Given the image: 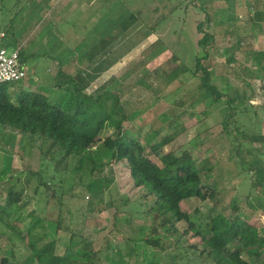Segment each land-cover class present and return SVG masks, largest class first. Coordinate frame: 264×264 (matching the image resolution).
<instances>
[{
	"label": "rangeland",
	"instance_id": "1",
	"mask_svg": "<svg viewBox=\"0 0 264 264\" xmlns=\"http://www.w3.org/2000/svg\"><path fill=\"white\" fill-rule=\"evenodd\" d=\"M46 1L36 0L35 4ZM123 1L136 14L137 20L127 31L119 27L112 32L97 48L94 62L71 58L61 66L66 77L59 78L60 65H55L57 78H52L47 76V68L54 66L56 60L43 57L40 65L43 80L27 77L16 84V88L40 89L68 108L81 99L76 93L78 84L86 87L84 94L87 95L97 94L102 88L112 91L121 98L129 116L124 123L127 135L149 149L163 146V154L174 152L176 156H182L192 152L202 169V186L209 192H216V200L192 198L182 203L184 210L193 214L199 209L205 216H216L239 206L252 214L250 224L255 227L244 239L248 242L264 239V187L258 186L264 178V89L258 91L253 80L241 81L245 76L243 63L258 56L253 44L240 41L245 25L239 24L235 0H179L178 7L177 0ZM27 3L28 0H0V33L9 30V24ZM76 4L79 10L74 8ZM108 7L107 0L50 1L39 10L36 30L27 37L28 41L43 31V25H52V20H56L58 29L61 22L62 31L58 32V29L56 36L63 37L67 47L53 54L59 57L88 37ZM193 7L197 15H194ZM178 10L185 14L181 16L184 21L178 23L179 28L177 14L173 15ZM207 15L202 31L209 33L213 41L203 64L212 74V85L224 96L218 102L213 96L205 97L201 75L194 73L196 58L203 56L198 46L203 34L199 33L197 25ZM3 41L0 38V43ZM58 57L56 62L60 63L67 54ZM25 69L29 70L30 66ZM236 127L241 136L237 135ZM113 134V129H107L100 137L105 139ZM34 145L30 147L26 137L19 136L10 148L0 136V149L11 150L14 154V168L20 178L16 188L26 190L24 199L26 196L29 205L24 210L25 217L31 212L41 215L43 211L50 218L62 220L64 230L57 237L59 255H63L68 247L71 233L80 232L86 245L101 252L103 260L109 248L124 251L128 264H206L207 261L192 250V246L201 245L200 238L184 223L179 225L183 237L175 244L179 250H174L171 237L164 240L166 251L136 243L152 224L160 223V217L156 212L140 217L138 212H146L152 202L144 199V188L134 186L124 163H95L87 169L83 186L98 179H108V189L102 193H90L68 178L64 189H57L52 202L44 198V189L35 195V173L43 169L44 162L38 139ZM98 147L100 144L88 155L93 158ZM153 160L160 164L158 157L153 156ZM48 171V183L58 182L59 177L52 181V170ZM6 189L4 182L0 186L3 200ZM46 204H52V207ZM20 228L26 237L27 225ZM12 239L19 242L18 257L12 264L27 259V240L21 239L18 231L0 225V263L10 249ZM259 246L257 243L246 258L254 261V253H263L264 243L260 250ZM180 254H187L186 259L191 263L180 260Z\"/></svg>",
	"mask_w": 264,
	"mask_h": 264
},
{
	"label": "trees",
	"instance_id": "2",
	"mask_svg": "<svg viewBox=\"0 0 264 264\" xmlns=\"http://www.w3.org/2000/svg\"><path fill=\"white\" fill-rule=\"evenodd\" d=\"M107 4L108 11L94 25L88 37L75 48H68L59 55L67 54L66 59L59 63V78L66 77L61 70L66 61L71 58L92 61L97 57V48L112 32L119 27L127 31L132 22L137 20L123 0H107ZM21 15L20 11L14 20ZM207 19L208 16L197 25L199 33L203 34L198 41L203 56L196 58L194 73L201 75L205 97L209 99L213 96V100L218 102L224 96L212 85V74L203 64L204 59L208 58V49L213 41L209 33L202 31ZM50 44L56 51L61 47L57 38L50 41ZM22 57L23 53L21 60ZM16 84H0V136L10 148L14 147L19 136L26 137L30 147L36 139L40 142L39 152L44 166L35 173V195H39L41 189H44V198L52 202L57 189H64L68 178L73 179L74 185L83 186L87 169L95 163H124L130 171L134 186L144 188V199L152 202L146 212H138L140 217L153 212L160 217V223L152 224L147 234L137 239V244L166 251L164 240L171 237L172 245L175 246L183 237L179 225L184 223L200 238L201 245L192 246V250L198 252L199 257L207 261L206 264H264V251L254 253V261L246 258L257 243H260L259 250L264 243L263 238H259L257 242L244 239L245 235L255 229L250 224L252 214H247L239 206L216 216H205L199 209L193 214L183 209L182 203L192 198H199L201 201L216 200V192H209L202 186V169L191 151L182 156H176L174 152L163 154V146L149 149L138 139L127 135L124 123L129 120V116L118 95L105 88L100 89L97 94L87 95L84 94L86 87L82 84L79 87L78 84L76 93L81 99L74 107L68 108L61 102L53 101L40 89H19ZM107 129H113L114 134L102 139L100 135ZM235 131L239 136L237 127ZM99 144L100 147L92 158L88 154ZM153 156L160 159V164L153 160ZM50 169L52 181L58 176V182L48 183ZM17 173L13 152L0 149V186L4 182L7 185L4 200L1 197L3 190L0 191V225L18 231L21 239L27 240L28 257L17 264H128L122 250L108 248L103 260L101 252L86 245L84 235L80 232L71 233L68 247L63 255H59L57 237L64 230L61 218H50L43 211L41 215L31 212L25 217L24 210L29 204L26 196L24 199L26 190L16 188V183L20 180ZM253 185L256 186V183ZM108 186V179L103 178L83 187L90 193H102ZM258 186L264 187V178ZM51 205L46 204L47 207H52ZM25 225L28 228L26 237L22 235L20 228ZM18 243L16 239L11 240V247L0 264H12V261L17 260ZM174 250L179 249L175 246ZM180 257V260L191 263V260L186 259L187 254H180Z\"/></svg>",
	"mask_w": 264,
	"mask_h": 264
},
{
	"label": "crops",
	"instance_id": "3",
	"mask_svg": "<svg viewBox=\"0 0 264 264\" xmlns=\"http://www.w3.org/2000/svg\"><path fill=\"white\" fill-rule=\"evenodd\" d=\"M50 1L54 0H47L46 3L48 4ZM177 1L178 4L176 3V7L180 5L179 0ZM35 2L36 0H31V3L25 4V6L21 9L22 15L11 21V23L9 24V30L7 32L1 31L0 38L5 41L0 43V48L7 47L10 50L12 48L22 46V63L25 67L30 66V69L27 70L28 73L30 72V75L28 77L34 79L35 81H39L43 80V75H41L40 69L42 60L44 58L52 57L57 61L56 58L58 56L55 57V55L53 54H56L59 50L64 49L65 47H67V45L64 44L63 37L56 36V31H58L59 29L58 32H60V30L62 29L61 22L59 23L60 28L57 29L58 26L56 27V20H52V25H50L49 23L47 25H43V31L38 36L34 37L31 41H28L27 37L32 34L33 30H36L35 21L39 19V10H42L44 5H46V3L38 5L37 3L35 4ZM235 2L237 17L239 18L238 21H241L239 22V24L241 23V25H245V29L240 36V41L243 44H253L258 56L257 59L252 58L248 62L243 63L245 76L241 77V81L251 82V80H253V82L256 84L255 87L257 88V90L261 91L262 89H264V85H261L262 83H264V0H235ZM249 3H251L252 6H249ZM231 6H233V4H231ZM77 7L78 4H76L74 8L79 10L80 7ZM248 7H250L249 11L247 10ZM192 9L194 15H197V12H195L196 8L193 7ZM132 14L136 15L134 13ZM175 14H177V27L179 28L178 23L184 21V18L181 19V16L185 14L181 13V11L179 10L173 15ZM224 15H226V13H224ZM226 17L228 18V15H226ZM43 32H45V34H43ZM56 38L58 39L59 44H61L60 49H58L57 51L56 49H52L50 44V41L55 40ZM228 60L229 59L227 58L226 62H228ZM56 61H54V66L47 68V76L51 75L53 76L52 78L56 77L55 70L57 69H55V65H59V63H57ZM92 61L94 62L95 58ZM57 72H59V70Z\"/></svg>",
	"mask_w": 264,
	"mask_h": 264
},
{
	"label": "built area",
	"instance_id": "4",
	"mask_svg": "<svg viewBox=\"0 0 264 264\" xmlns=\"http://www.w3.org/2000/svg\"><path fill=\"white\" fill-rule=\"evenodd\" d=\"M22 46L0 48V84H16L27 79L28 74L22 63Z\"/></svg>",
	"mask_w": 264,
	"mask_h": 264
}]
</instances>
